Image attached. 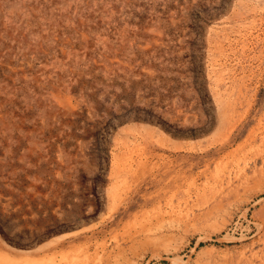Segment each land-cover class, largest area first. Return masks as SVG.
<instances>
[{
    "label": "rangeland",
    "instance_id": "374dc122",
    "mask_svg": "<svg viewBox=\"0 0 264 264\" xmlns=\"http://www.w3.org/2000/svg\"><path fill=\"white\" fill-rule=\"evenodd\" d=\"M0 264H264V0H0Z\"/></svg>",
    "mask_w": 264,
    "mask_h": 264
},
{
    "label": "bare ground",
    "instance_id": "6f19581e",
    "mask_svg": "<svg viewBox=\"0 0 264 264\" xmlns=\"http://www.w3.org/2000/svg\"><path fill=\"white\" fill-rule=\"evenodd\" d=\"M58 241H59V239H54L52 243H55V244H57V243H58ZM52 243H47V244H45V245L41 246L40 248H41V249H42V248H45V247L49 246V245H50V244H52Z\"/></svg>",
    "mask_w": 264,
    "mask_h": 264
}]
</instances>
